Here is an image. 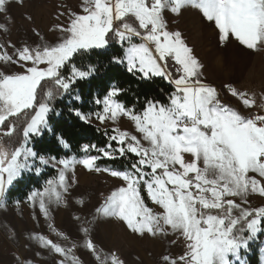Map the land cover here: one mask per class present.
I'll return each mask as SVG.
<instances>
[{"label":"snow or ice","instance_id":"snow-or-ice-1","mask_svg":"<svg viewBox=\"0 0 264 264\" xmlns=\"http://www.w3.org/2000/svg\"><path fill=\"white\" fill-rule=\"evenodd\" d=\"M13 2L22 5L24 0H0V13L7 14ZM188 10L214 24L222 45L235 38L249 50L264 49V0H82L81 11H68V22L57 26L61 36L55 43L41 38L35 46L9 43L11 53L0 51V62L22 69L0 70V128L8 138L0 141V207L26 173L40 176L51 167L56 175L27 196L50 219L51 206L65 203L64 194L76 183L77 166L104 171L121 179L123 186L105 197L91 220L75 217L81 224L82 246L96 264H126L115 252L97 247L91 235L97 219L122 221L139 238H183V254L163 255V264H248L246 254L264 236V206L251 205L253 194L264 198V114H243L205 81L203 64L183 34L168 23L169 14L180 16ZM112 45L123 54L113 52L109 63L124 66L140 79L162 78L172 90L163 100L146 97L137 108L120 102L124 90L112 86L94 99L97 111L69 107L84 123H91L93 115L101 124L114 125L125 117L139 136L113 127L103 147L84 144L82 158L42 155L32 142L52 132L49 115H61L56 101L80 100V93L73 94L74 85L99 71L80 58ZM225 87L244 108L257 106L254 94ZM56 139L70 148L62 136ZM129 154L136 159L126 169L97 164L101 158L117 160ZM145 192L159 211L146 204ZM48 227L66 243L45 235L31 239L56 254V264H80L74 251L81 245L51 223ZM16 264L24 261L18 257Z\"/></svg>","mask_w":264,"mask_h":264},{"label":"rangeland","instance_id":"rangeland-1","mask_svg":"<svg viewBox=\"0 0 264 264\" xmlns=\"http://www.w3.org/2000/svg\"><path fill=\"white\" fill-rule=\"evenodd\" d=\"M81 4L82 0H24L22 5L11 3L7 14L0 13V25L7 28V31L0 28L5 46L0 51L11 53L12 49L7 47L9 43L17 47L25 43L35 46L41 42V38L48 43H55L61 36L57 26L68 22V11L80 12ZM168 21L171 30L183 31L186 43L204 66L202 71L205 81L217 88L225 103L245 115L249 112L264 114V99H261L264 97V49L249 50L235 38H230L222 45L218 29L195 10L184 11L180 16L169 14ZM37 32L39 35H36ZM0 70L11 73L22 69L18 65L8 66L0 62ZM228 84L254 94L257 106L253 109L244 108L237 98L230 95L225 87ZM91 123L103 130L119 127L139 136L133 122L125 117L114 125L111 121L101 124L93 115ZM75 180L76 183L64 194L65 203L51 206L50 219H45L38 205L33 207L27 200L12 205L6 201L5 206L0 207V264H16L18 257L24 264H56V254L42 249L37 241L31 239L33 235H45L54 241L66 243L55 236L48 227L49 223L81 245L74 251L80 264H96L92 254L82 246V233L79 231L81 224L75 217L91 220L95 209L103 204L105 197L123 186L124 182L107 172H89L82 166L76 167ZM150 203L151 208L160 210ZM251 205L264 206V198L253 194ZM91 235L97 247L105 252H115L126 264H163V255L178 257L185 250L183 238L176 235L139 238L117 219H97ZM262 249L264 243L260 249V264L264 261Z\"/></svg>","mask_w":264,"mask_h":264},{"label":"trees","instance_id":"trees-1","mask_svg":"<svg viewBox=\"0 0 264 264\" xmlns=\"http://www.w3.org/2000/svg\"><path fill=\"white\" fill-rule=\"evenodd\" d=\"M0 45H3L1 36ZM113 52L123 54L122 49L118 45H112L110 50H94L89 57L80 58L85 63L90 60L96 64L99 71L89 81H78L74 85L75 91L73 94L75 95L76 92L80 93V100L73 103L70 98L66 97L63 100L56 101V112L61 113V115L58 116L54 113L49 115V125L52 128V132H46L43 137L33 140L32 146L34 149L45 156H57L59 158L75 156L82 158L85 155L81 151L84 144L93 143L103 147L108 142V136L114 134L112 130H103L92 123H84L74 113L69 111V107H79L86 113L97 111L99 109L93 103L94 99L105 94L112 86L120 87L124 90L118 99L128 107H141L146 97L166 99L172 87L165 80L158 77L140 79L138 75L134 76L128 73L124 66L109 63ZM21 119H23V114H21ZM0 132L2 133L0 141L7 142L8 138L3 135L4 129L0 128ZM58 136H62L69 143V149H64L58 144L56 139ZM95 154L97 153L94 152ZM135 159L132 154H129L127 158L122 157L117 160L101 158L98 160V165L113 169H126ZM55 175L56 170L53 168H45L40 176H36L33 173L25 174L24 178L9 191L7 196L8 204L12 205L15 202L27 200V196L31 191L41 190L45 181ZM143 195L146 204L151 207L146 192ZM262 240H264V236H261L253 244L252 251L247 253L248 264H260Z\"/></svg>","mask_w":264,"mask_h":264},{"label":"crops","instance_id":"crops-1","mask_svg":"<svg viewBox=\"0 0 264 264\" xmlns=\"http://www.w3.org/2000/svg\"><path fill=\"white\" fill-rule=\"evenodd\" d=\"M168 23H169V21H168ZM181 33H183V31L181 30Z\"/></svg>","mask_w":264,"mask_h":264}]
</instances>
